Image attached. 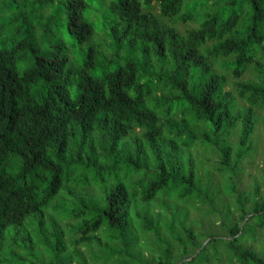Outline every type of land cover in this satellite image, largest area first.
Here are the masks:
<instances>
[{
  "label": "trees",
  "instance_id": "obj_1",
  "mask_svg": "<svg viewBox=\"0 0 264 264\" xmlns=\"http://www.w3.org/2000/svg\"><path fill=\"white\" fill-rule=\"evenodd\" d=\"M263 110L264 0H0V264H143L134 232L171 241L147 264L200 248L182 264H264V190L238 188ZM196 144L235 205L220 188L225 236L205 245L187 225ZM174 196L188 216L171 237L153 204ZM115 240L104 261L96 246Z\"/></svg>",
  "mask_w": 264,
  "mask_h": 264
},
{
  "label": "rangeland",
  "instance_id": "obj_2",
  "mask_svg": "<svg viewBox=\"0 0 264 264\" xmlns=\"http://www.w3.org/2000/svg\"><path fill=\"white\" fill-rule=\"evenodd\" d=\"M191 25H195V22H191ZM89 42H85L83 44H77L72 46V51L76 53L78 56L85 54L88 51ZM138 53H135L132 55L133 57L137 56ZM255 77V74L253 72L248 71L244 78L247 80H251ZM260 119L256 128V131L253 135V141L254 145L256 146L252 155L246 157L242 161V166L244 170L240 172V179H238V188L240 190H253L255 187V180L258 179L260 181L261 190H264V110L260 111ZM193 156L195 157L196 163L199 166L198 171L201 174H197V190L191 195V199L194 201V203L197 204L198 209L191 208L190 209V219L188 221L187 225H190V227L195 228L196 234L198 235V238H206L204 244L206 242L215 236H225V233L223 229L219 226V223L221 220L218 217V214H216V211L219 209V207L222 204V201L218 199L217 195L220 191V188L222 189L221 195L224 198V201L226 202V206L231 205L232 208L235 209L234 200L233 197L227 195L225 191H227V187L229 186V183H225V180L221 176L219 170L214 168L213 165H220L219 164V156L217 154H209L206 151L202 149V147L199 144H196L192 148ZM208 158H211L210 161ZM119 172V171H118ZM122 173V172H121ZM103 175H107L106 172H102L101 170H97L95 166H92L91 168L87 169V176L94 182L97 180L101 181ZM206 179H202V177ZM202 179V183H201ZM100 188V186H98ZM225 189V190H224ZM229 189V188H228ZM199 191H202V196ZM199 194V197H198ZM181 202L176 201L175 199ZM166 198L164 200L159 199L154 202V207L157 205L159 207H164L166 209H170L169 216L166 218V216H162L163 219H165V226H169L173 220H176L178 222V225L176 227V231L171 234V237L179 236V234L182 232L180 231V228L184 230L183 227L179 224L181 221H186L188 216V209L186 206H184V202H186V199L179 200L177 197ZM233 210V209H232ZM213 212V213H212ZM233 214L230 213V216L232 217ZM176 217V218H175ZM230 220V219H229ZM31 223L29 226V229H34L37 232H47V226L40 225L33 216H30L27 219V222ZM144 238H141L139 233L134 232L132 234H129L127 237L130 240V245L128 247V253L133 254L135 258H137L141 263L147 264V261H150L151 257L155 256L156 252H161L162 250H165L169 245L171 244V241L168 239H165L162 237L160 240L157 238V236L153 235H146L144 233ZM184 235V234H183ZM213 235V236H212ZM140 237V239H139ZM261 241L257 243V247L261 246ZM190 245L192 246V243L190 242ZM260 245V246H259ZM122 247V244L120 241H113L110 243L103 242V245H97L96 246V253L101 254L104 258V261L107 259V256L114 253L115 250H120ZM88 248V245H84V249ZM159 251H158V250ZM210 251H212V246L209 248ZM199 249L197 250V252ZM159 252V253H160ZM196 252V253H197ZM178 254H180V250H177ZM173 259H176L174 257ZM49 260V259H48ZM126 255L125 254H116L112 255L109 258L108 262H116V263H123V264H129L128 262H125ZM66 260H64L65 262ZM63 262V263H64ZM136 261L132 260L130 261V264H136ZM66 264H69L66 262Z\"/></svg>",
  "mask_w": 264,
  "mask_h": 264
},
{
  "label": "water",
  "instance_id": "obj_3",
  "mask_svg": "<svg viewBox=\"0 0 264 264\" xmlns=\"http://www.w3.org/2000/svg\"><path fill=\"white\" fill-rule=\"evenodd\" d=\"M204 245H205V244H204ZM204 245H203V246H204ZM200 249H201V248H200ZM200 249H199V250H200ZM198 252H199V251H198ZM198 252H197V253H198ZM197 253H195L194 256L197 255ZM194 256H191V257L185 258L183 261L190 260V259H192ZM183 261H181L179 264H182Z\"/></svg>",
  "mask_w": 264,
  "mask_h": 264
}]
</instances>
